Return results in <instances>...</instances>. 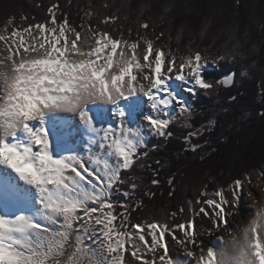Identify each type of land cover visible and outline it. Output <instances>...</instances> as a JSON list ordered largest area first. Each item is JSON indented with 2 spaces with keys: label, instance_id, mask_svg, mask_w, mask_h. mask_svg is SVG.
<instances>
[{
  "label": "snow or ice",
  "instance_id": "obj_1",
  "mask_svg": "<svg viewBox=\"0 0 264 264\" xmlns=\"http://www.w3.org/2000/svg\"><path fill=\"white\" fill-rule=\"evenodd\" d=\"M114 19L106 17L103 22ZM140 27L149 29L147 22ZM33 29L38 31V36H33ZM69 32L74 36L70 43ZM24 34L31 38V43L26 42ZM10 35L20 39L12 40L18 59H13L12 55L7 57L16 65L17 76L6 92L0 90V164L11 168L38 190L42 209L38 214L39 222L23 214L0 215V264H126L125 253L130 257L128 264L133 260L155 264V258L147 260L142 253L151 252L154 256L157 249L163 250L159 257L161 264H174L168 258L165 234H170L177 243L194 245L199 234L195 219L189 218L174 226L141 222L129 227V212H117V207L124 209L125 206L117 205L111 197L114 192H121V186L126 183L121 173L131 170L141 155H147L139 152L141 147H147L142 130L126 124L122 109H117L121 118L119 125L98 129L86 108L97 101L117 105L122 99L142 93L156 112L155 117H146L151 133L171 136L168 129L176 118L170 111L171 105L175 103L179 105V112L187 111L188 116L191 115L190 106L162 87L168 79L164 72L176 70L175 57L165 68V51L158 49L154 53L153 41L145 39L144 63H141L137 55L139 39L129 42L101 30L92 32L94 43L85 50L81 46V32L70 26L67 18L58 22L51 9L49 21L13 28ZM3 39L6 37L0 35V40ZM37 40L44 55L26 60L30 52L38 50ZM201 61L200 52L188 56L179 65V74L175 77L191 78L199 89H214L216 85L201 74ZM185 69L190 71L185 73ZM235 75L224 77L220 85L232 87ZM24 89L35 92L40 103L24 107L19 102ZM84 96L88 97L87 101ZM53 109L78 111L88 125L94 135L89 138L91 147L87 160L95 165L94 169L82 156L55 158L50 151L47 130L31 127L30 122L42 121L45 112ZM19 131L27 134L30 145L7 142V138H15ZM198 134L192 131L185 138L193 151L197 145L191 141ZM153 183L158 181L153 180ZM243 184L244 181L237 179L228 186L233 200L238 201L244 194ZM135 188L136 184L130 183V190L121 194L129 196ZM201 197L207 198L196 202L203 204L198 214L212 220L214 228L227 226L230 213L225 190L216 189L211 195L203 191ZM176 231H180L184 239L178 238ZM146 237H150L151 243ZM243 237L244 245L238 250L233 248L232 264H264V211L256 213ZM187 255L191 258L194 254L189 251ZM194 264H218L216 250L207 248L195 257Z\"/></svg>",
  "mask_w": 264,
  "mask_h": 264
},
{
  "label": "trees",
  "instance_id": "obj_2",
  "mask_svg": "<svg viewBox=\"0 0 264 264\" xmlns=\"http://www.w3.org/2000/svg\"><path fill=\"white\" fill-rule=\"evenodd\" d=\"M50 9L79 32L87 25L129 42L146 37L166 52H200L218 66L201 73L216 87L190 94L193 127L177 112L171 136L151 135L139 150L147 155L121 173V192L136 184L126 200L121 192L113 198L125 206L117 212H129V227L186 222L203 205L196 202L207 198L201 192L225 190L264 164V0H0V35L49 21ZM106 17L116 19L104 23ZM145 22L149 29L140 27ZM232 71L234 85H220ZM207 124L192 139L193 151L185 138Z\"/></svg>",
  "mask_w": 264,
  "mask_h": 264
},
{
  "label": "bare ground",
  "instance_id": "obj_3",
  "mask_svg": "<svg viewBox=\"0 0 264 264\" xmlns=\"http://www.w3.org/2000/svg\"><path fill=\"white\" fill-rule=\"evenodd\" d=\"M18 41V40H17ZM0 40V67L10 65L11 60L7 59L10 56L9 50L4 46ZM13 46V52L15 53V45ZM39 49V48H37ZM41 51H43L41 49ZM22 52V49H21ZM142 49L138 50V57L143 59ZM35 55V53H31ZM77 58V57H73ZM13 59H18L14 55ZM154 63V60L152 61ZM166 65V62H165ZM177 71V72H176ZM174 71L175 75L179 74V66L176 67ZM190 71V69H185V73ZM147 72V69H145ZM166 72V71H165ZM165 77L168 78L165 81V85L168 92L175 95L177 93V87H181L180 83H173L174 77H171L170 73H164ZM140 74L138 73V79ZM189 78H185L182 82H187ZM148 83L147 81H142ZM187 85V84H186ZM142 95L141 99H138V95ZM145 95L142 93H137L132 96H129L127 99H122L118 102L117 105H112L103 101H97L95 103H90L87 105L86 110L90 114L93 124L96 128H106L108 126H117L120 123V116L118 115L117 109H122L125 113L124 121L128 122L132 126L135 125L139 120H146V115L142 116V107L145 104L143 99ZM147 110L151 111L150 103L148 100ZM145 107V105H144ZM47 114H55L58 119L46 123L43 119H40L30 122L33 129L37 128H46L48 124V135L51 141L50 151L55 158H62L67 155L80 154L82 157H85V162L90 168H95L87 160V155L90 145V137L94 134L89 130L87 124L80 118L79 112H69L63 109H53L45 112ZM105 120V121H104ZM105 122V123H103ZM9 144L12 143H21L24 145H30V140L27 137V134L23 131L17 132L15 138H7ZM254 189H258L257 186H254ZM252 191V190H251ZM229 203L228 210L230 213L229 223L225 227H213V221L206 219L202 214L198 217V227L202 231L207 233H202L196 237V243L194 245L180 244L174 241L171 237L165 236V240L168 244V258H171L174 264H194L195 257L198 256L201 252H206L207 248H213L215 250H220L225 247V242L230 239L231 234H239L241 229L245 227L248 223L256 218V213L264 207V192L260 193L258 201L254 202V206L249 212H245L241 205L240 198L238 201L232 199V191L227 192ZM39 193L38 190L31 184H28L26 181L22 180L18 174H16L11 168L7 167L4 164H0V215L5 217H15L18 215L31 216L39 222V213L41 212L42 205L39 203ZM235 213V215H233ZM197 223V222H196ZM203 227V228H202ZM201 233V232H200ZM178 238L184 239L182 233L178 232ZM150 238V237H149ZM91 242V241H89ZM151 243V241L149 240ZM92 243V242H91ZM193 252V257H189L187 252ZM144 258L147 260H153L155 258V264H161L159 257L163 255L162 249H157L155 255L151 252L147 254L142 253ZM128 261L130 260L129 255ZM128 264V263H126ZM132 264H141L140 261H132Z\"/></svg>",
  "mask_w": 264,
  "mask_h": 264
},
{
  "label": "rangeland",
  "instance_id": "obj_4",
  "mask_svg": "<svg viewBox=\"0 0 264 264\" xmlns=\"http://www.w3.org/2000/svg\"><path fill=\"white\" fill-rule=\"evenodd\" d=\"M89 16V15H88ZM51 26V25H50ZM32 34L33 36H38L39 33L36 29H33L32 30ZM6 37V39H3L1 40L2 44L4 46H6L9 50V54L12 55V57H14V52L12 51L13 50V44H12V40L13 39H16V40H19L20 37H11L8 36V35H3ZM68 36H69V43L71 42V39L74 38V36L72 35L71 32L68 33ZM92 36V32L90 31V29L88 28L87 25H83V28H82V31H81V46H83L85 48V50H87L88 46H90L91 44L94 43V40L91 38ZM24 38L26 40V42L28 43H31V38L28 37L27 34H24ZM85 39L87 40V43H84ZM147 39L146 37H141L139 39V46H138V49H137V53H138V50H141L142 49V53L144 54V51H145V48H146V45L144 44V40ZM61 43H63V41H61ZM36 47L39 48V41L37 40L36 42ZM153 48H154V53L156 50L160 49L159 47L155 46L153 44ZM119 51V50H118ZM166 65H165V68H167V65H168V61L172 58V57H175V64H176V67H178L182 62L183 60H185L187 57H184V56H179V55H176V54H171L170 52H166ZM141 60V63H144L143 62V59H140ZM201 63L203 64L202 68H201V73L204 71V70H207L209 69V67L211 66H215L216 68H218L217 64L214 63V61H204L202 60ZM176 71V70H175ZM177 72V71H176ZM164 73H167V72H164ZM138 74V73H137ZM171 74V77L175 75L174 71L170 73ZM236 80V79H235ZM187 82H182V80H179V79H175L174 78V81H172L173 83H180L181 84V87H177V93L174 95L177 100L179 101H182L185 105L187 106H190L189 108V111L191 112V102H190V94L191 93H196V90H197V86H195L194 84V81L189 78L188 80H186ZM187 84V85H186ZM191 89V91L189 90ZM171 93V92H170ZM141 94L138 95V99L140 100L141 99ZM148 98L145 96V98L143 99L142 102H144L145 104V107L143 105L142 107V116L141 117H144V115H146L147 117H155L156 116V112L154 111L153 107H152V104L150 103V107H151V111H148L147 110V107L146 106H149L148 105ZM150 101V100H149ZM179 105L173 103V105H171L170 107V111L175 114H177V112H179ZM144 113V115H143ZM182 114H184L186 117H185V124L189 127H193V122H192V113L190 115V117L188 116V112H183ZM105 121V120H104ZM105 123V122H103ZM126 124L131 127V125L126 122ZM133 128H137V127H140L141 130H142V133H143V136H144V140L145 142L147 141V139L151 136V135H154L151 133L149 127H148V123L146 121H138L135 125L132 126ZM210 125H205V127H202L201 129H197L196 131L200 134L204 129H207L209 128ZM157 136V135H156ZM75 155H78V156H81L80 154H75ZM92 166H95L94 164L90 163ZM246 177H250V181L248 179H246ZM240 180L244 181V184H243V193L244 194H241L240 195V201H241V205L243 207V210L245 212H249V210H251L254 206V202L258 201V197H260V193L264 192V164L261 165L259 168H252L249 170V172L247 173H244L241 175V178ZM233 184V183H232ZM230 184V185H232ZM254 186H257L258 189H254ZM229 187H227L225 189V194L227 195V192L229 191ZM252 190V191H251ZM120 198H123L126 200V196L122 195L121 193H118L117 194ZM113 198H114V193L111 197L112 201H113ZM231 202V200L229 199V203ZM203 206V205H202ZM229 206V204H228ZM200 214H198V212H196V214L193 216V218L195 219V223H196V226L198 225V217H199ZM235 215V213L233 214ZM249 223L246 225L248 226ZM197 228L199 229V227L197 226ZM203 228V227H202ZM179 231H176L175 235L178 236ZM201 232V233H200ZM202 233H207L206 231H202L199 229V234L198 235H201ZM197 235V236H198ZM165 236L167 237H171L170 234H165ZM146 239H149V237H146ZM89 244H91V242H87ZM150 243V242H149ZM149 252H146L145 254L148 255ZM128 254L125 253V262L128 263ZM63 260V258H61Z\"/></svg>",
  "mask_w": 264,
  "mask_h": 264
},
{
  "label": "clouds",
  "instance_id": "obj_5",
  "mask_svg": "<svg viewBox=\"0 0 264 264\" xmlns=\"http://www.w3.org/2000/svg\"><path fill=\"white\" fill-rule=\"evenodd\" d=\"M42 55H44V51L38 49L35 55L29 54L27 57H25V59L32 60ZM15 67H16L15 64H10L0 67V90L6 92L8 90V85L15 80L17 76ZM28 75H31V73H28ZM84 99L87 101L88 97L84 96ZM19 102L24 107H28L30 105L39 104L40 99L35 92L31 91L30 89H24L21 90V96L19 98ZM261 210L264 211V207H262ZM247 228L248 226L243 227L239 234H235V233L231 234L230 239H228L224 243L225 247L220 250H216L218 264H232L231 255L233 252V248L235 247L238 250L239 247L244 245L243 232Z\"/></svg>",
  "mask_w": 264,
  "mask_h": 264
},
{
  "label": "water",
  "instance_id": "obj_6",
  "mask_svg": "<svg viewBox=\"0 0 264 264\" xmlns=\"http://www.w3.org/2000/svg\"><path fill=\"white\" fill-rule=\"evenodd\" d=\"M209 69H216V67H215V66H214V67L211 66V67H209ZM232 73H235V74H236V71H232V72H230V73H227V74L223 75L222 79H223L224 77H226V76L232 74ZM236 75H237V74H236ZM236 75H235V79H236ZM224 87H225V86H224ZM226 88H229V87H226Z\"/></svg>",
  "mask_w": 264,
  "mask_h": 264
}]
</instances>
